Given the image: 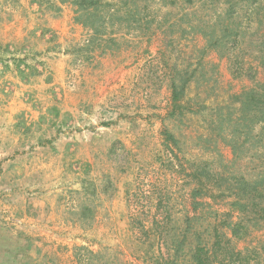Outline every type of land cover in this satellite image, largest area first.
Segmentation results:
<instances>
[{
    "label": "rangeland",
    "instance_id": "rangeland-1",
    "mask_svg": "<svg viewBox=\"0 0 264 264\" xmlns=\"http://www.w3.org/2000/svg\"><path fill=\"white\" fill-rule=\"evenodd\" d=\"M30 1L38 5L32 14L42 16L34 17L33 27L46 30L49 19L61 16L64 11H69L75 20V7L69 2ZM119 2L122 0L116 3L118 8L122 6ZM137 4L139 8L149 6L147 20L152 22L149 29L144 27L145 22L132 29L115 22L116 35L103 37L93 49L87 46L94 34L85 28L88 38L80 45L68 43L79 54L132 49L138 52V60L139 56L143 57L137 67L128 65V69L132 68L131 83L125 88V100L113 101L104 114L103 124L104 127L110 124L106 127L108 130L94 131L112 142L111 161L104 158L106 162L97 165L100 175L102 169L109 173L103 177L97 173L95 180L89 182V196L78 195V209L67 204L62 212L65 220L79 219L78 225L83 231L85 244H75L70 249L73 261L76 264H154L160 258V249L164 259L169 260L185 238L177 263L189 264L191 247L201 241L212 248L218 234L221 240H230V246L236 251L257 249V254L249 257V264H264V222L259 220L254 225V220H250L253 216L242 215L230 206L232 198L205 197L195 204L191 198L195 185L182 171L190 164L207 163L210 172L226 180L242 177L252 183L264 181V141L239 160H235L226 143L232 138L231 130L239 116L240 103L234 98L264 83V0H137ZM19 6L20 0H0V15L18 13ZM231 6L234 9L229 13ZM230 26L234 33L223 41L225 45L221 41L217 48H209L205 35L215 31L214 37L221 39L223 29ZM107 33L110 34L108 29ZM110 38H115L114 43L103 41ZM35 40L22 45L26 50L23 58L28 56L29 62L38 61L31 50ZM81 64V61L72 64L68 72L66 82L71 89L77 86ZM174 66L186 74L189 84L181 101L184 110L171 117L170 81ZM36 67L44 68L40 64ZM9 88L7 85L2 89L9 91ZM136 96L143 102L144 115L118 114L116 106L124 110L136 107ZM25 100L41 108L36 99L25 95ZM228 113L232 114L233 122H221L227 119ZM101 122L99 119L96 125ZM118 123L121 129H117ZM263 126H256L254 134L260 133ZM222 129L225 131L220 133ZM165 131L175 137L177 146L171 142L165 146ZM124 134L128 135L124 141L117 139ZM260 190L264 195V187ZM9 200L7 195L0 198V264H35L37 245L42 241L35 239L33 246L22 235L28 226L26 221L12 227L13 230L4 227L7 221L1 217L5 214L23 219L9 208ZM261 200L264 205V198ZM40 206H36V211L46 213ZM238 223L245 226L241 229V239L231 233V227ZM44 225L52 235L65 238L70 233L61 225ZM46 255L40 264H58L56 257Z\"/></svg>",
    "mask_w": 264,
    "mask_h": 264
},
{
    "label": "crops",
    "instance_id": "crops-1",
    "mask_svg": "<svg viewBox=\"0 0 264 264\" xmlns=\"http://www.w3.org/2000/svg\"><path fill=\"white\" fill-rule=\"evenodd\" d=\"M19 8L18 13L0 15V198L9 196V208L28 224L22 235L32 245H36L35 239L42 241L37 245L35 264H40L46 254L56 257L58 264H76L70 249L85 244L83 231L79 219L65 220L62 212L67 204L78 209V195L89 196V182L97 173L100 177L109 173L102 169L100 175L97 165L106 162L104 158L111 161L112 142L94 131L108 130L110 124L104 127V114L113 101L125 100V88L131 83L132 68L128 65L137 67L143 57L138 60V52L132 49L79 54L68 43L80 45L89 32L75 23L69 11L49 19L43 31L32 26L34 17H42L31 12L38 9L37 4L20 0ZM31 38H37L31 49L37 62L23 58L26 50L22 45ZM46 40L49 43L45 45ZM77 61L82 63L79 81L71 89L67 75ZM35 63L44 68L40 71ZM7 85L9 91H3ZM25 95L39 101L41 108L27 103ZM142 103L136 96V107L125 111L116 106L115 110L118 114L144 115ZM99 119L102 122L96 125ZM127 136L117 139L124 141ZM38 205L47 212H37ZM41 223L61 225L70 233L65 238L52 235Z\"/></svg>",
    "mask_w": 264,
    "mask_h": 264
},
{
    "label": "trees",
    "instance_id": "trees-1",
    "mask_svg": "<svg viewBox=\"0 0 264 264\" xmlns=\"http://www.w3.org/2000/svg\"><path fill=\"white\" fill-rule=\"evenodd\" d=\"M34 1V0H33ZM61 3H71L75 7V23L83 28L93 32L94 38L89 42L87 49H93L98 41H102L103 37L107 35H116L113 29L115 22L125 24L127 29L140 27V23H144V27H149L152 22L147 20L148 5L139 8L137 0H122L121 7H116L118 0H60ZM117 1V2H116ZM190 1V0H189ZM234 9L233 6L229 8ZM124 11V12H123ZM123 13V14H122ZM141 15H144L143 18ZM136 25V26H134ZM233 25V24H232ZM134 26V27H133ZM234 26V25H233ZM111 27V28H110ZM107 29L110 34L107 33ZM221 39H216L215 31L206 34L209 42L208 47L215 49L221 41L232 36V27H225L222 31ZM106 39V38H105ZM108 41L114 43L115 38H110ZM107 42V43H108ZM225 44H223L224 46ZM100 47V45H99ZM171 90H172V110L169 114L175 117L179 112L182 113L184 106L181 104L185 97V90L189 84V79L186 74L179 72L174 66L171 70ZM235 101L240 103L238 109L239 116L233 124L231 130V140L226 142L231 147L235 160H239L244 153L256 149L257 145L264 141V126L261 132L254 134L256 126L264 125V83L258 86L243 91L239 96H236ZM233 122L232 114L228 113L227 119L221 122ZM225 131L222 129L220 133ZM165 146L169 142L177 146V141L173 135L164 132ZM241 138L243 140L241 141ZM188 169H182L187 177L195 185L191 198L195 203L200 198L215 199H234L231 207L237 209L242 215H251L254 220V225H257L259 220L264 222V205H262V198L264 195L260 187H264L262 182H250L245 178H235L233 181L226 180L223 177L210 172L209 165L204 164H190ZM188 171V172H187ZM197 204V202L195 203ZM245 226L242 223L235 224L231 227L232 236L236 239H241L243 233L241 229ZM186 239L181 242L178 249L174 251L173 257L165 260L161 249L159 250L160 258L155 259L154 264H178V258H181L183 246L186 244ZM257 249H246L244 252H239L230 246V240L223 241L217 234L216 241L212 248L203 245L198 241L195 246L189 250V264H249V257L257 254ZM164 259V260H163Z\"/></svg>",
    "mask_w": 264,
    "mask_h": 264
},
{
    "label": "built area",
    "instance_id": "built-area-1",
    "mask_svg": "<svg viewBox=\"0 0 264 264\" xmlns=\"http://www.w3.org/2000/svg\"><path fill=\"white\" fill-rule=\"evenodd\" d=\"M1 218H3L5 221H7V223L5 224V228H8L10 230H13L12 227H16L18 225H22L23 223H25L24 219H16L13 216L9 215V214H5L4 216H2ZM7 225H9L8 227H6Z\"/></svg>",
    "mask_w": 264,
    "mask_h": 264
}]
</instances>
